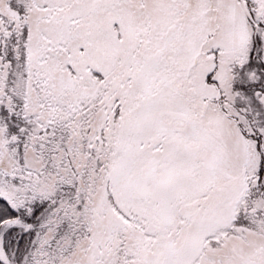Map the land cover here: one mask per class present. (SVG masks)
I'll list each match as a JSON object with an SVG mask.
<instances>
[{
  "label": "snow or ice",
  "instance_id": "6c2138e0",
  "mask_svg": "<svg viewBox=\"0 0 264 264\" xmlns=\"http://www.w3.org/2000/svg\"><path fill=\"white\" fill-rule=\"evenodd\" d=\"M0 264H264V0H0Z\"/></svg>",
  "mask_w": 264,
  "mask_h": 264
}]
</instances>
